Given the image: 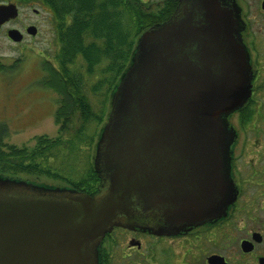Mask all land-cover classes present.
<instances>
[{
    "label": "water",
    "instance_id": "1",
    "mask_svg": "<svg viewBox=\"0 0 264 264\" xmlns=\"http://www.w3.org/2000/svg\"><path fill=\"white\" fill-rule=\"evenodd\" d=\"M178 1L140 36L113 92L98 193L0 177V264H100L115 227L174 236L226 213L225 116L251 96L248 57L221 0ZM18 16L16 4L0 5V29ZM8 37L23 40L17 29Z\"/></svg>",
    "mask_w": 264,
    "mask_h": 264
},
{
    "label": "trees",
    "instance_id": "2",
    "mask_svg": "<svg viewBox=\"0 0 264 264\" xmlns=\"http://www.w3.org/2000/svg\"><path fill=\"white\" fill-rule=\"evenodd\" d=\"M29 1L33 0H0V3L14 2L20 7L16 2ZM40 3L57 22L60 42L58 68H48L50 77L44 82V86L61 97L55 113L59 131L56 137L38 136L36 145L19 148L4 143L8 133L0 126V177L23 181L18 175H46L62 180L65 186L25 181L95 195L101 184L94 163L97 142L113 92L132 64L141 33L167 20L177 1H165L157 14L146 12V0H41ZM89 78L94 83L87 89ZM92 97L99 98V109L92 103Z\"/></svg>",
    "mask_w": 264,
    "mask_h": 264
},
{
    "label": "flooded vegetation",
    "instance_id": "3",
    "mask_svg": "<svg viewBox=\"0 0 264 264\" xmlns=\"http://www.w3.org/2000/svg\"><path fill=\"white\" fill-rule=\"evenodd\" d=\"M221 2L232 11L229 26L247 53L251 87L245 105L225 116V173L232 194L226 213L174 236L116 227L100 245V264H264V0ZM16 21L26 20L19 15ZM19 29L21 43L40 34L34 23Z\"/></svg>",
    "mask_w": 264,
    "mask_h": 264
},
{
    "label": "rangeland",
    "instance_id": "4",
    "mask_svg": "<svg viewBox=\"0 0 264 264\" xmlns=\"http://www.w3.org/2000/svg\"><path fill=\"white\" fill-rule=\"evenodd\" d=\"M165 1L167 0H146V12L157 14ZM40 2L41 0L16 2L20 5V18L26 21L23 24L11 21L0 32V126H4L8 133L4 143L19 148L36 145L38 136L56 137L59 131L55 113L61 97L55 90L44 86V82L50 77L47 69L58 68L56 56L60 50V42L57 22ZM33 10H38L39 15L36 16ZM29 23L39 27L40 34L37 38H29L18 44L8 39V30L19 29ZM88 82L87 89H90L94 79L89 78ZM92 103L99 109V98L92 97ZM17 178L65 186L62 180L46 175L20 174ZM180 263L179 259L178 264Z\"/></svg>",
    "mask_w": 264,
    "mask_h": 264
},
{
    "label": "bare ground",
    "instance_id": "5",
    "mask_svg": "<svg viewBox=\"0 0 264 264\" xmlns=\"http://www.w3.org/2000/svg\"><path fill=\"white\" fill-rule=\"evenodd\" d=\"M35 12H39L38 10H35Z\"/></svg>",
    "mask_w": 264,
    "mask_h": 264
}]
</instances>
